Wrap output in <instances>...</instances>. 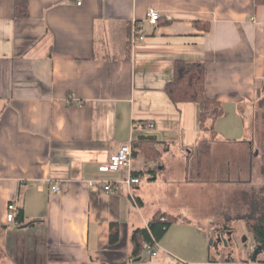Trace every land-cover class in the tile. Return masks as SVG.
<instances>
[{
  "label": "crops",
  "instance_id": "crops-1",
  "mask_svg": "<svg viewBox=\"0 0 264 264\" xmlns=\"http://www.w3.org/2000/svg\"><path fill=\"white\" fill-rule=\"evenodd\" d=\"M15 2L0 0V264H264V251L257 260L248 252L246 221L264 212V190L227 207L225 161L201 158L204 146H254L246 119L264 86V3L27 0L29 16L19 18ZM151 9L159 23H145L147 37L134 44V25ZM177 60L207 70L206 95L223 106L216 139L201 130L197 103L174 104L165 92ZM141 135L155 138L158 161L140 153L131 169H100ZM233 163V182L244 181L243 163ZM11 202L23 222L8 221ZM158 212L178 220L157 256L133 257L134 231Z\"/></svg>",
  "mask_w": 264,
  "mask_h": 264
},
{
  "label": "trees",
  "instance_id": "trees-1",
  "mask_svg": "<svg viewBox=\"0 0 264 264\" xmlns=\"http://www.w3.org/2000/svg\"><path fill=\"white\" fill-rule=\"evenodd\" d=\"M257 5L264 3V0H256ZM15 16L19 18H26L29 16V9L27 0H16L15 2ZM170 23V22H166ZM197 27L210 30L208 22H197ZM206 78L207 70L204 64L199 62H188L177 60L175 63V74L172 81L166 87L165 92L174 104L192 102L200 106V128L203 131L210 132L213 137H217L214 129L213 120L223 114L222 103L207 97L206 95ZM259 111L257 118L261 116L264 120V86L260 98L258 99ZM156 140L152 136L141 135L132 142V159L134 160L138 154L144 153L150 161H158L160 159L161 151L157 150L153 144ZM160 164H158L159 166ZM157 166V167H158ZM141 173L134 172V175H142ZM264 203V199H262ZM24 212L19 210L17 220L23 222ZM178 220V216H171L164 212H158L154 215L149 225L145 228H140L134 231L132 236V243L134 246L133 257H139L143 251V244L145 242L155 245L153 241H159ZM249 231L253 235V239L257 247H261L264 251V212L262 215H253L246 219ZM119 240V227L117 223L111 224V244L117 243ZM4 256L3 247L0 244V260ZM232 261L230 258H222L221 261Z\"/></svg>",
  "mask_w": 264,
  "mask_h": 264
},
{
  "label": "rangeland",
  "instance_id": "rangeland-1",
  "mask_svg": "<svg viewBox=\"0 0 264 264\" xmlns=\"http://www.w3.org/2000/svg\"><path fill=\"white\" fill-rule=\"evenodd\" d=\"M258 112L261 113V111H259L257 103L254 114H251V116L246 119L249 131L246 136L247 138L254 140V146L252 149H250L249 147L247 148V145H245L241 149H237L236 147H223L216 145L214 151H207V148L204 146L205 151L202 153L201 158L204 160L210 158V160H215L216 162L220 163H223V161H225L226 168L229 169V175L231 176V178H233V180L237 174V169L234 170L235 164L233 163V161L236 160L238 164L239 161L243 163L242 166L244 168L242 171V175L245 176V180H238L236 182H233V180H229L231 181V183L225 182V203L227 207L231 205L236 206L240 203V201H238V199L236 198V196L238 195L252 193L253 191L258 192L261 189L264 190V120L261 119V116L257 118L256 114H258ZM235 122L238 126L239 120L237 119L235 120ZM210 137L211 139L217 138L213 137L212 134H210ZM255 152H258V156H255ZM197 159L195 158L194 160ZM249 162L251 163V165L248 166ZM214 166L216 167L215 169L219 168L217 164H214ZM224 168V165H222L221 169L224 170ZM247 234L249 236V239L253 237L249 232ZM240 235L241 230H239L238 236ZM211 241L212 240L210 239L209 244H211Z\"/></svg>",
  "mask_w": 264,
  "mask_h": 264
},
{
  "label": "built area",
  "instance_id": "built-area-1",
  "mask_svg": "<svg viewBox=\"0 0 264 264\" xmlns=\"http://www.w3.org/2000/svg\"><path fill=\"white\" fill-rule=\"evenodd\" d=\"M161 18V14L159 11L155 9L149 10L146 19L144 22H136L134 25V30L132 34V41L133 43H137L139 41L145 40L147 37L146 35V27L145 23L151 26H157L159 23V20ZM149 127H153V124H147ZM133 164V159H132V142H127L124 143L120 146V148L110 156V159L107 163L103 164L101 166V170L103 171H109V170H118L120 168H128L131 169ZM126 183L128 184H134V183H139L140 178L135 177V176H130L127 180H125ZM89 185L91 187L96 186L97 182L96 181H90ZM105 190H113V183H107L104 186ZM61 189L60 183H55L52 186L53 192H58ZM19 208L16 204V202H11L8 205V214H7V219L8 221H16V218L18 216ZM155 242V245L145 242L143 244V248L146 254H148L150 257L157 256L158 254V243L156 239L153 240ZM248 252L251 254L255 251L256 249V244L255 241H252L249 246H248ZM231 261H211L208 262L207 264H231ZM241 264H258L256 261H253L252 259H248L246 261L241 262Z\"/></svg>",
  "mask_w": 264,
  "mask_h": 264
},
{
  "label": "water",
  "instance_id": "water-1",
  "mask_svg": "<svg viewBox=\"0 0 264 264\" xmlns=\"http://www.w3.org/2000/svg\"><path fill=\"white\" fill-rule=\"evenodd\" d=\"M29 225V223L25 224L24 227H27ZM231 239V238H230ZM212 243V242H211ZM262 252V248L259 246L255 249L254 253H253V259L257 260L258 255Z\"/></svg>",
  "mask_w": 264,
  "mask_h": 264
}]
</instances>
